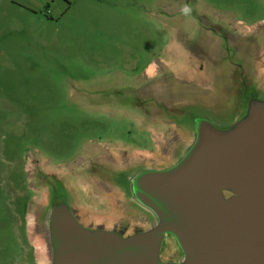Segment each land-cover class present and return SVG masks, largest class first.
<instances>
[{
	"label": "rangeland",
	"instance_id": "rangeland-1",
	"mask_svg": "<svg viewBox=\"0 0 264 264\" xmlns=\"http://www.w3.org/2000/svg\"><path fill=\"white\" fill-rule=\"evenodd\" d=\"M262 48L264 0H0V264H42L52 185L100 221L139 225L97 180L117 179L113 158L160 156L175 138L173 125L154 131L132 112L150 103L140 86L183 93L188 117L226 118L218 88L229 62Z\"/></svg>",
	"mask_w": 264,
	"mask_h": 264
},
{
	"label": "water",
	"instance_id": "water-1",
	"mask_svg": "<svg viewBox=\"0 0 264 264\" xmlns=\"http://www.w3.org/2000/svg\"><path fill=\"white\" fill-rule=\"evenodd\" d=\"M229 64L218 88L226 118L186 116L189 99L180 102L184 94L160 81L136 93L150 102L136 116L154 131L177 129L160 156L115 157L117 179L97 180L130 217L136 213V227L77 210L75 196L60 199L55 185L47 187L45 177L59 174L44 175L42 264H264V49ZM200 76L205 85L204 66Z\"/></svg>",
	"mask_w": 264,
	"mask_h": 264
},
{
	"label": "crops",
	"instance_id": "crops-1",
	"mask_svg": "<svg viewBox=\"0 0 264 264\" xmlns=\"http://www.w3.org/2000/svg\"><path fill=\"white\" fill-rule=\"evenodd\" d=\"M175 44H177V46H176ZM175 44H174V42H172L171 45H170V47H169V48L171 49L172 52H175V51H181L182 49H184V48L181 47V45H180L179 43L175 42ZM157 66H158V65H157L156 63L151 64V65L148 67V69H147V71H146L145 74H146V75H147V74H153L154 72L157 71V69H158Z\"/></svg>",
	"mask_w": 264,
	"mask_h": 264
},
{
	"label": "flooded vegetation",
	"instance_id": "flooded-vegetation-1",
	"mask_svg": "<svg viewBox=\"0 0 264 264\" xmlns=\"http://www.w3.org/2000/svg\"><path fill=\"white\" fill-rule=\"evenodd\" d=\"M135 121V120H134ZM136 124H137V126L138 127H140V129H141V127H142V124H141V122L139 121V120H137L136 121ZM142 135H143V131H142ZM137 137V136H136ZM139 138H138V141H137V143L136 144H141L142 143V139L144 138V136H141V135H139L138 136ZM126 144V143H125ZM124 143H123V145H125ZM128 144V143H127Z\"/></svg>",
	"mask_w": 264,
	"mask_h": 264
},
{
	"label": "bare ground",
	"instance_id": "bare-ground-1",
	"mask_svg": "<svg viewBox=\"0 0 264 264\" xmlns=\"http://www.w3.org/2000/svg\"><path fill=\"white\" fill-rule=\"evenodd\" d=\"M39 242H40V241H39ZM35 243H36V242H35ZM38 244H39L38 246H39V248H40L41 244H40V243H38Z\"/></svg>",
	"mask_w": 264,
	"mask_h": 264
}]
</instances>
